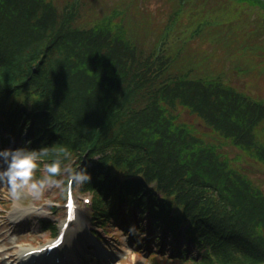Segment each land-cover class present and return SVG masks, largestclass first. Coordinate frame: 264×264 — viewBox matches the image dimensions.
<instances>
[{
  "label": "trees",
  "instance_id": "trees-1",
  "mask_svg": "<svg viewBox=\"0 0 264 264\" xmlns=\"http://www.w3.org/2000/svg\"><path fill=\"white\" fill-rule=\"evenodd\" d=\"M240 1L264 8V0ZM74 3L61 10L57 0H0V97L25 101L15 107L17 124L28 110L35 112L33 150L42 156L40 150L47 149L43 158L51 162L73 154L81 163L101 126L82 169L88 177L82 186L94 191L99 223L118 214L119 196L129 213L136 210L151 221L157 242L161 234L184 237L200 255L184 250L182 261L264 264V196L201 144L173 111L188 107L217 125L237 113L211 97L201 100L204 78L171 65L164 50L165 61L144 55L111 21L108 28L78 24L77 6L73 20L58 23V12H73ZM154 56L159 66L148 62ZM215 86L227 103L247 99ZM263 104L255 101L252 107ZM0 120L5 126L4 109Z\"/></svg>",
  "mask_w": 264,
  "mask_h": 264
},
{
  "label": "rangeland",
  "instance_id": "rangeland-1",
  "mask_svg": "<svg viewBox=\"0 0 264 264\" xmlns=\"http://www.w3.org/2000/svg\"><path fill=\"white\" fill-rule=\"evenodd\" d=\"M57 1L61 10L73 2ZM74 4L73 12H61V16L58 12V23L73 20L71 17L77 10V3ZM80 9L81 16L76 21L78 24L108 28L111 21L113 29L122 27L129 44L142 46L144 55L153 52L161 55V61H165L166 55L162 56L164 50V54L166 52L172 58L175 67L190 70L192 74L205 79L200 80L204 82L201 100L207 101L211 97L217 105L218 101L224 104L227 110L237 113L232 116V120L217 125L182 106L173 112L191 134L201 140V144L203 142L212 147L223 157L228 168L264 196V104L261 108L252 107L255 101L264 103V8L240 0H189L187 3L184 0H81ZM257 34L262 40L255 36ZM149 61L155 63L154 67L161 64L155 62V56ZM209 80L214 82L213 86ZM218 84L223 85L221 88L228 87L242 94L248 100L243 99L241 104L227 103L226 96L214 92ZM247 146L255 152L254 155L248 152ZM12 149L19 147L13 145L9 150ZM73 161L74 158H66L58 183L54 185V181L49 182L37 196L31 194L29 189H24L21 196L14 197L9 187L0 183V250L7 251L6 255L0 256L1 264H15L22 249L41 243L55 234L42 232V222L37 219L46 218L56 226L63 222L65 191H62V182L65 178L73 179L76 173ZM6 167L1 160L0 171ZM44 176L47 177L46 174ZM81 182L77 181L74 189L80 200L79 224H86L88 228H85L86 232H80V227L74 229L75 233L77 230L79 233L77 241L74 240L71 246L74 249L77 246L87 256L82 264H101L107 258H112V254H115V258L107 264H183L175 258L179 249L186 247L181 242L174 248V242L166 238L170 244L161 248L166 252L151 257L153 245L150 248L149 245L143 247L133 244L121 232L117 234L110 228L103 231L98 224H92L90 206L83 203L80 197L82 192L78 190ZM21 205L23 209L25 206L31 208V213L13 222L8 220L7 212ZM53 207L54 213L51 211ZM93 231L97 236H102L100 241L95 238ZM16 234L18 240L12 239ZM89 242L92 243L87 249Z\"/></svg>",
  "mask_w": 264,
  "mask_h": 264
},
{
  "label": "clouds",
  "instance_id": "clouds-1",
  "mask_svg": "<svg viewBox=\"0 0 264 264\" xmlns=\"http://www.w3.org/2000/svg\"><path fill=\"white\" fill-rule=\"evenodd\" d=\"M47 149H41L39 155L46 154ZM39 158L36 151H27L25 149L4 150L0 151V160L7 165V167L0 171V183L6 184L11 194L16 197L24 189H29L34 194H40L43 189L50 182L49 177L60 173V162L47 166V173L49 177L41 180H34V171L37 168V159ZM88 177L83 174H78L74 177L75 180L83 181Z\"/></svg>",
  "mask_w": 264,
  "mask_h": 264
},
{
  "label": "bare ground",
  "instance_id": "bare-ground-1",
  "mask_svg": "<svg viewBox=\"0 0 264 264\" xmlns=\"http://www.w3.org/2000/svg\"><path fill=\"white\" fill-rule=\"evenodd\" d=\"M195 76V75H194ZM68 232H69V230H68ZM68 232H67V239L65 240V242L67 241L68 243L70 242V241H72V234L70 233V234H68ZM24 251V249L22 250V251H20V253H22ZM0 252H1V250H0ZM5 260H3L2 261V263L4 262Z\"/></svg>",
  "mask_w": 264,
  "mask_h": 264
}]
</instances>
